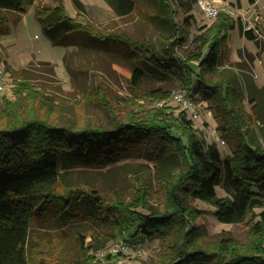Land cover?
Wrapping results in <instances>:
<instances>
[{
    "label": "trees",
    "instance_id": "1",
    "mask_svg": "<svg viewBox=\"0 0 264 264\" xmlns=\"http://www.w3.org/2000/svg\"><path fill=\"white\" fill-rule=\"evenodd\" d=\"M73 1L82 13L83 3ZM106 1L119 15L135 8L134 0ZM34 3L35 0H0V9L24 13ZM163 4L169 34L163 36L162 49L147 39L118 36L133 63L131 83L144 93V98L161 100L168 98L171 91L144 89L142 81L148 76L169 77L190 97L208 100L231 154L224 158L216 144L199 136L186 111L176 113L168 105L155 106L147 115L140 109L129 110L124 116H115L111 128L54 123V112H43L39 106L42 102L44 109L45 94L18 81L15 99L5 98L0 107V264H44L53 259L50 253L41 257L31 249L34 226L45 221L58 225L78 220L97 225L107 222L109 228L107 233L94 227L75 232L79 245L76 258L61 255L68 264H100L97 248L110 239L140 243L157 237L162 247L156 264H264V146L252 140L256 121L245 103L248 99L256 108V102H264L255 98V92L262 88L248 72L255 55L245 53L246 60L240 64L246 87L234 71L222 70L229 57L230 30L237 23L241 35L259 39L253 28L244 27L240 17L223 11L211 25L191 36L194 16L188 15L178 23L172 0H163ZM36 13L43 32L55 45L68 44L74 32L101 38L87 24L68 15L62 4L40 7ZM8 25V18L0 16V36ZM190 39L191 50L178 55L176 47L186 45ZM18 72L26 75L27 70ZM246 88L250 90L248 95ZM98 95L107 104L104 92L98 91ZM144 155L156 164L176 161L179 169L171 171L170 180H159L155 191H151L147 179L137 180L129 201L120 197L108 201L95 189L67 181L62 170L80 163L106 166ZM221 185L232 196H219L217 187ZM151 197L157 200L156 206L150 202ZM188 199L210 203L221 222H249L248 242L221 237L210 246L204 243L205 230L197 226L198 211ZM103 234L105 238L110 236L101 245ZM40 252L44 253L43 248Z\"/></svg>",
    "mask_w": 264,
    "mask_h": 264
},
{
    "label": "rangeland",
    "instance_id": "2",
    "mask_svg": "<svg viewBox=\"0 0 264 264\" xmlns=\"http://www.w3.org/2000/svg\"><path fill=\"white\" fill-rule=\"evenodd\" d=\"M80 1L85 7L82 13L78 11L73 0H35L34 4L27 6L24 13L0 9V16H6L9 21L8 30L0 36V84L3 85L0 91V107L5 98L15 99L16 82L23 81L45 94L46 104L43 109L42 102L39 103L40 109L43 112L53 111V122L62 125L85 127L92 124L111 128L114 117L124 116L129 110L140 109L143 115H147L149 109L162 105L171 106L176 113L182 110L171 97L179 89L169 77L148 76L142 81L143 88L147 90H170V96L165 99L157 100L149 96L144 98V93L134 88L131 83L133 63L118 37L122 34L135 40L147 39L155 47L162 49L163 36L169 34V24L164 19L163 0H134L133 11L123 15H119L106 0ZM181 2L182 0H172L176 9L175 18L178 23H182L188 15L194 16L191 36L203 26L211 25L216 19L208 17L205 12L209 3L217 6L218 14L220 11H232L229 15L240 17L245 28L253 27L259 41L241 35L238 23L236 28L230 30L229 57L225 59L222 70L234 71L238 75L237 80L245 85V74L240 64L246 60L245 53L252 52L255 58L252 70L248 72L262 88L255 92V98L257 101L264 100V0H255L253 4L249 0H240V3L238 0H183L182 6ZM59 4L64 5L68 15L87 24L91 32L101 38L74 32L69 35L70 43L53 44L43 32L36 11L40 7ZM192 47L190 39L186 45L177 46L176 52L184 56ZM20 69H26V75L18 74ZM98 91L104 92L107 104L101 101ZM249 92L246 88L245 93L248 95ZM195 99L203 109L199 110L200 117L194 119V127L201 138L216 144L225 158L231 154V148L218 129L214 110L205 109L209 106V101L203 97L197 96ZM245 103L247 111L254 115L256 121L251 130L252 140L263 147L264 102H256V108H253L248 99ZM178 169L179 163L176 161L168 160L156 164L144 155L106 166L80 163L62 170L67 181L87 189H95L108 201H112L114 197L129 201L133 184L137 180L147 179L151 191H155L159 180H170L173 176L171 171ZM217 192L219 196H232L224 185L218 186ZM150 202L157 205L155 197H151ZM188 203L198 211L196 224L205 230L206 235L202 240L204 243L210 246L221 237H230L238 243L248 242L251 227L249 222L224 223L218 220L216 208L210 203L199 199H188ZM83 227H94L100 233H107L109 224L101 221L97 225L86 220L66 221L58 225L41 222L34 226L31 249L41 257L49 253L53 256V259L46 260L44 264H68L62 260L61 255L67 254L70 260L76 258L79 245L75 232ZM104 236L103 234L104 242L101 245L105 244L110 234L106 238ZM161 247L160 237L140 243H132L131 240L125 242L121 238L110 239L105 246L97 248L96 256L100 264H156ZM42 248L44 253L40 252Z\"/></svg>",
    "mask_w": 264,
    "mask_h": 264
},
{
    "label": "built area",
    "instance_id": "3",
    "mask_svg": "<svg viewBox=\"0 0 264 264\" xmlns=\"http://www.w3.org/2000/svg\"><path fill=\"white\" fill-rule=\"evenodd\" d=\"M205 12H206L208 17L213 18V17H216L218 15L219 9L217 8L216 5L209 3L205 7ZM226 12L228 14H230L232 11L226 10ZM247 28L249 29V28H253V27L248 26ZM2 89H3V85L0 84V91ZM171 97L173 100H175L180 105L182 110L187 112L188 116L192 120L198 119L200 117L199 110H200V108L203 109L202 106L200 104L198 105V102H196V99L187 95L184 90L179 89V90L175 91ZM205 109L210 110L208 108V106L205 107ZM221 142L225 143V141L223 139H221ZM120 246L121 245H119V247Z\"/></svg>",
    "mask_w": 264,
    "mask_h": 264
}]
</instances>
